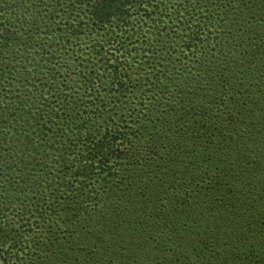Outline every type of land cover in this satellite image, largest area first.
I'll list each match as a JSON object with an SVG mask.
<instances>
[{"label":"trees","instance_id":"16d2710c","mask_svg":"<svg viewBox=\"0 0 264 264\" xmlns=\"http://www.w3.org/2000/svg\"><path fill=\"white\" fill-rule=\"evenodd\" d=\"M29 3L0 31V264H264V0Z\"/></svg>","mask_w":264,"mask_h":264},{"label":"rangeland","instance_id":"374dc122","mask_svg":"<svg viewBox=\"0 0 264 264\" xmlns=\"http://www.w3.org/2000/svg\"><path fill=\"white\" fill-rule=\"evenodd\" d=\"M47 4L42 5V15L43 16H51L54 12L53 7L57 6V4H70L71 0H45ZM169 1H175V0H168ZM180 1V0H177ZM30 0H0V31H2V28L5 26V23H2V20L9 23L8 21L4 20L5 18L9 17L12 23V29L13 25L18 24L16 21L17 16L25 17L28 16L32 10V6H30ZM41 2V1H38ZM52 2V4H50ZM52 5V6H51ZM10 13H15V16L9 15ZM60 19H56V21H59ZM16 23V24H15ZM110 52H114L112 48L108 49ZM20 66V65H19ZM21 67V66H20ZM21 70V68H20ZM14 83V82H13ZM20 85L21 81H20ZM28 87V85H26Z\"/></svg>","mask_w":264,"mask_h":264}]
</instances>
